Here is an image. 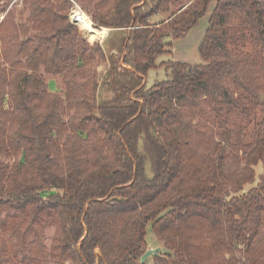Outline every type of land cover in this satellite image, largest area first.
<instances>
[{
	"label": "trees",
	"instance_id": "obj_1",
	"mask_svg": "<svg viewBox=\"0 0 264 264\" xmlns=\"http://www.w3.org/2000/svg\"><path fill=\"white\" fill-rule=\"evenodd\" d=\"M211 2L203 62L157 63ZM171 3L166 19L149 21ZM86 11L96 26L125 30L118 58L87 45L67 16L55 25L47 0H32L35 38L19 40L8 11L0 18V155L23 157L0 161V206L50 215L68 264H149L140 261L148 224L166 248L152 264H264V116L250 143L230 141L225 128L231 113L264 109V4L94 0ZM103 28L84 30L94 39ZM92 49L111 63L100 81ZM40 65L61 76L64 97ZM158 66L165 76L146 86ZM230 160L240 167L228 170ZM33 247L45 254L40 240Z\"/></svg>",
	"mask_w": 264,
	"mask_h": 264
},
{
	"label": "rangeland",
	"instance_id": "obj_2",
	"mask_svg": "<svg viewBox=\"0 0 264 264\" xmlns=\"http://www.w3.org/2000/svg\"><path fill=\"white\" fill-rule=\"evenodd\" d=\"M93 1L94 0H47L48 4L53 10L58 12L57 14L59 15L56 19H54V15L51 16L55 25H62L63 17L67 16L69 23L77 27L78 34L85 38L87 45L93 47L95 42L100 43L104 47L107 55L114 54L115 57L118 58L122 53L121 45L125 30L92 24L93 20L86 9L93 7ZM261 3L264 4V0H261ZM212 4L213 2H211L208 11L184 37L173 40L171 53H162L157 56V63L167 59H175L189 63L203 62L198 50V45L206 29ZM85 5L86 9L84 7ZM176 6V3H171L168 10L152 14L149 21L152 22L151 20L159 19L161 16H168ZM0 7L5 9V11L1 13L0 18L8 11L11 20L9 30L12 31L19 40L27 36L34 37L41 32V30L33 28L32 20L30 19L32 0H0ZM75 7L84 15L86 13L92 22L86 15L80 20L78 19V22L75 21L72 17L73 14H71L72 9ZM81 22H84V27L81 26ZM88 24H91L95 28L107 27L108 29L103 28L100 31L99 38L89 39L88 33L84 30ZM46 31H48V28ZM245 49L250 50L251 45L247 44ZM90 64L91 68L97 73L96 75L99 81L111 65L108 57L106 60H100L95 50L92 51V60ZM39 71L45 74L48 88L64 97L65 86L61 80V76L58 74H47L44 71L43 65L39 66ZM164 76L163 66H158L149 69L147 77L144 78V82L146 86H150L156 79L163 78ZM230 87L233 89V85H230ZM260 96L261 99H264V94ZM263 116L264 109L261 105H258L248 117L243 116L238 111L231 113L225 124V128L230 131L228 139L233 142L236 141V139H240L242 143H250L253 140L254 124L261 120ZM217 130L222 131L224 128H217ZM217 138L219 139L220 136ZM239 153L241 155L242 150H240ZM22 159V154H18L11 158L0 155V161L6 163ZM239 167L240 164L236 161L230 160L227 163L228 170H234ZM262 169L263 167L261 164L256 166L257 174H259ZM257 181L258 177H256L252 183L246 184L245 188L255 185ZM53 191H55L54 188L47 189L42 191V194L47 195ZM55 236L56 224L50 215L43 213L38 218L33 219L29 213L22 210L0 206V264H68V260L62 259L56 253L54 248ZM37 240L42 242L45 254L35 251L33 243ZM145 240L147 249L159 247V252L166 251L163 241L151 231L150 224L147 226ZM146 261L152 264V255L147 257Z\"/></svg>",
	"mask_w": 264,
	"mask_h": 264
},
{
	"label": "water",
	"instance_id": "obj_3",
	"mask_svg": "<svg viewBox=\"0 0 264 264\" xmlns=\"http://www.w3.org/2000/svg\"><path fill=\"white\" fill-rule=\"evenodd\" d=\"M158 253H159V247L148 248L141 255L140 261L144 262L147 259V257H149L150 255H154V254H158Z\"/></svg>",
	"mask_w": 264,
	"mask_h": 264
},
{
	"label": "crops",
	"instance_id": "obj_4",
	"mask_svg": "<svg viewBox=\"0 0 264 264\" xmlns=\"http://www.w3.org/2000/svg\"><path fill=\"white\" fill-rule=\"evenodd\" d=\"M168 16H161L159 19H156V20H151L152 22L153 21H155V22H158V21H161V20H164V19H166ZM101 28H103V27H101ZM106 29H108L107 27H105ZM104 28V29H105ZM107 31V30H106Z\"/></svg>",
	"mask_w": 264,
	"mask_h": 264
},
{
	"label": "bare ground",
	"instance_id": "obj_5",
	"mask_svg": "<svg viewBox=\"0 0 264 264\" xmlns=\"http://www.w3.org/2000/svg\"><path fill=\"white\" fill-rule=\"evenodd\" d=\"M72 18V17H71Z\"/></svg>",
	"mask_w": 264,
	"mask_h": 264
}]
</instances>
